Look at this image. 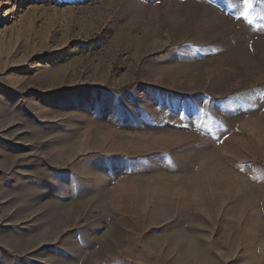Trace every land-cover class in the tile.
<instances>
[{"label": "rangeland", "instance_id": "374dc122", "mask_svg": "<svg viewBox=\"0 0 264 264\" xmlns=\"http://www.w3.org/2000/svg\"><path fill=\"white\" fill-rule=\"evenodd\" d=\"M0 264H264V0H0Z\"/></svg>", "mask_w": 264, "mask_h": 264}, {"label": "snow or ice", "instance_id": "6c2138e0", "mask_svg": "<svg viewBox=\"0 0 264 264\" xmlns=\"http://www.w3.org/2000/svg\"><path fill=\"white\" fill-rule=\"evenodd\" d=\"M244 5H245V9L247 10L251 6V0H244Z\"/></svg>", "mask_w": 264, "mask_h": 264}]
</instances>
